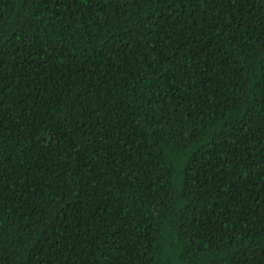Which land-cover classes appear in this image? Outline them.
<instances>
[{
	"label": "trees",
	"instance_id": "obj_1",
	"mask_svg": "<svg viewBox=\"0 0 264 264\" xmlns=\"http://www.w3.org/2000/svg\"><path fill=\"white\" fill-rule=\"evenodd\" d=\"M0 264H264V0H0Z\"/></svg>",
	"mask_w": 264,
	"mask_h": 264
}]
</instances>
